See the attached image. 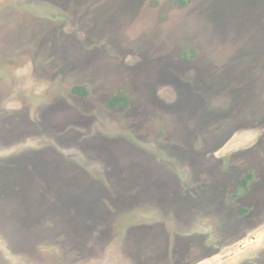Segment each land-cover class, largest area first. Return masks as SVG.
<instances>
[{
    "label": "rangeland",
    "instance_id": "rangeland-1",
    "mask_svg": "<svg viewBox=\"0 0 264 264\" xmlns=\"http://www.w3.org/2000/svg\"><path fill=\"white\" fill-rule=\"evenodd\" d=\"M0 264H264V0H0Z\"/></svg>",
    "mask_w": 264,
    "mask_h": 264
},
{
    "label": "trees",
    "instance_id": "trees-1",
    "mask_svg": "<svg viewBox=\"0 0 264 264\" xmlns=\"http://www.w3.org/2000/svg\"><path fill=\"white\" fill-rule=\"evenodd\" d=\"M73 92L80 95V96L86 95L85 89L83 87H75V88H73ZM119 102H121L122 106L123 105L126 106L127 100L124 97L115 96L107 102V107L108 108H114L117 106V104ZM121 104H120V106H121Z\"/></svg>",
    "mask_w": 264,
    "mask_h": 264
}]
</instances>
